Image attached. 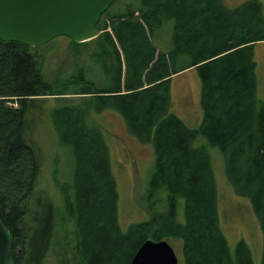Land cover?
<instances>
[{"label":"trees","instance_id":"1","mask_svg":"<svg viewBox=\"0 0 264 264\" xmlns=\"http://www.w3.org/2000/svg\"><path fill=\"white\" fill-rule=\"evenodd\" d=\"M153 1L139 0L110 17L115 19L116 40L123 46L126 39L130 45L125 46L123 84V60L107 30L105 12L97 24L99 34L88 40H96L92 61L110 80L105 87H96L84 68L50 84L41 72L39 46L0 39V178L6 179L9 192L0 190V218L11 233L12 264H46L63 212L72 220L75 237L71 246L59 250L58 264H129L145 239L166 240L171 232L183 240L185 264H254L246 244L238 242L230 253L225 237L213 234L217 189L207 152L193 145L198 136L222 152L229 184L248 199L263 235L264 264V100L256 98L254 60L255 43L264 41V0H246L235 8L220 0ZM169 22L172 47L163 50L150 39ZM144 25L147 32L138 40L135 32ZM126 32L129 39L123 37ZM191 68L199 78L202 111L194 129L171 112L169 95L171 77ZM68 88L89 97L87 103L45 108L47 95H64ZM9 97L17 107L5 103ZM105 110L119 113L129 133L151 143L155 155L144 194L150 207L161 210L151 208L145 225L131 224L125 231L116 219V181L108 147L88 120L91 112ZM43 114L58 146L74 157L65 208L52 209L48 218L41 217L39 198L36 210L29 207L43 164L36 127ZM179 199L182 221L177 216ZM98 200L106 203L103 213L90 215Z\"/></svg>","mask_w":264,"mask_h":264},{"label":"rangeland","instance_id":"2","mask_svg":"<svg viewBox=\"0 0 264 264\" xmlns=\"http://www.w3.org/2000/svg\"><path fill=\"white\" fill-rule=\"evenodd\" d=\"M220 1L228 8H235L246 0ZM138 3L139 0H116L108 7L104 16L108 27L107 30L114 38L123 60L122 84L126 73L125 46L127 48L130 46L126 43L125 38L129 39L130 35L127 32L123 33L125 43L122 46L116 40L113 32L115 19H110V17L128 8H133ZM153 3L155 4L156 0ZM142 32L144 34L147 32L145 25L139 30V33L138 31L135 32L138 40L141 38ZM171 37L172 23L169 22L158 28L150 40L157 48L168 50L172 47ZM96 48V40L88 41L84 44H75L66 36H57L49 42L40 45L36 52L41 72L48 83L57 85L62 78L84 68L87 71V76L95 82L96 87L100 88L109 84L110 80L106 81L104 79L100 68L92 61L97 51ZM130 50L131 48L128 49V52ZM254 60L256 62L255 71L257 75L256 98L260 102L264 100V41L255 43ZM142 82H144L143 77ZM143 86H145V83ZM70 92V88H68V93L64 95H47L48 98H46L45 105L47 107L45 108L48 110L49 107L54 106L87 103L89 97ZM169 95L171 112L176 114L187 127L191 129L197 128L201 123L202 111L199 105L200 82L196 69L191 68L173 75L169 82ZM6 101L5 103L12 105V107L18 106L15 99L9 97ZM88 120L100 132L108 147L111 169L116 181V219L119 228L125 231L131 224L141 223L145 225V222L151 217V212L161 210L160 206L150 207L149 202L145 201L144 194L145 186L150 178L155 161L152 144L142 143L137 137L130 134L123 117L114 110H105L102 113L91 112L88 115ZM41 122H38L36 127L39 129L37 138L43 151V164L29 207L32 212L36 210L38 207L36 201L39 198L40 201H43L40 209L42 210L41 213L43 212L41 217L48 218L53 216L52 209L56 208L58 211H62L65 208V197L68 194L66 186L68 181H72L74 157L73 155L68 157V154L65 153L66 150L58 146L59 143L45 114H43ZM193 145L203 148L207 152L216 184L218 221L213 234L219 232L220 235L222 234L225 237L230 253L234 252L238 242H243L250 249L253 263L262 264L263 235L258 219L253 213L248 199L237 195L229 184L224 171L222 152L218 148L209 145L203 136H198L193 141ZM0 180V190L6 191L9 195L6 188L8 185L6 186L5 184L6 179L0 178ZM105 205L104 200L96 201L94 210L90 212V215L92 213H103ZM97 209L101 211L96 212ZM177 209L178 220L182 221L183 202L181 199H179ZM195 218L197 219V217ZM62 219L61 230L50 246L46 264H58L61 261L59 250L65 249L73 243L75 233L72 220L65 212L62 213ZM94 222L92 221L88 226L90 227ZM39 228L44 230L46 225ZM171 234L166 240L174 249L178 264H185L183 240L177 237V233L171 232ZM38 238L40 239L39 236ZM65 256L67 257V253Z\"/></svg>","mask_w":264,"mask_h":264},{"label":"water","instance_id":"3","mask_svg":"<svg viewBox=\"0 0 264 264\" xmlns=\"http://www.w3.org/2000/svg\"><path fill=\"white\" fill-rule=\"evenodd\" d=\"M116 0H0V39L29 47L57 36L74 43L95 38L101 15ZM11 233L0 218V264H12ZM129 264H178L165 239H145Z\"/></svg>","mask_w":264,"mask_h":264}]
</instances>
